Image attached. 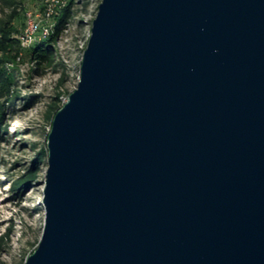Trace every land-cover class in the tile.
Returning <instances> with one entry per match:
<instances>
[{"label":"water","instance_id":"water-1","mask_svg":"<svg viewBox=\"0 0 264 264\" xmlns=\"http://www.w3.org/2000/svg\"><path fill=\"white\" fill-rule=\"evenodd\" d=\"M48 151L27 264H264V0H103Z\"/></svg>","mask_w":264,"mask_h":264},{"label":"rangeland","instance_id":"rangeland-1","mask_svg":"<svg viewBox=\"0 0 264 264\" xmlns=\"http://www.w3.org/2000/svg\"><path fill=\"white\" fill-rule=\"evenodd\" d=\"M17 1L19 16L13 23L22 51L17 58L14 101L8 107L0 141V264H27L41 242L53 108H62L79 86L84 52L103 0ZM12 11L0 0L1 18ZM66 12L68 19L56 43L58 51L50 62L35 59L34 46L56 35ZM32 26L36 27L34 39L27 43V31ZM43 155L47 157L39 162ZM34 163L37 181L24 182Z\"/></svg>","mask_w":264,"mask_h":264},{"label":"trees","instance_id":"trees-1","mask_svg":"<svg viewBox=\"0 0 264 264\" xmlns=\"http://www.w3.org/2000/svg\"><path fill=\"white\" fill-rule=\"evenodd\" d=\"M3 3L13 8L12 14L6 18L0 17V141L2 134L5 131V122L8 113V107L14 101L13 86L15 84V71L17 66V58L20 56L22 51L21 42L16 38L15 34L18 33L17 28L14 27V20L19 16L18 9L19 5L17 0H2ZM22 2V0H20ZM68 19V13L66 12L62 17L61 21L57 25L56 35H51L44 41L37 43L34 46L35 59L37 58L51 61V57L54 52H57L56 43L60 33V28L63 27L64 22ZM55 113L52 118V122L61 109V107L53 108ZM47 155H43L39 162L44 160ZM38 178V167L37 163H34V168L28 175L24 176V182H36ZM1 248V244H0Z\"/></svg>","mask_w":264,"mask_h":264},{"label":"built area","instance_id":"built-area-1","mask_svg":"<svg viewBox=\"0 0 264 264\" xmlns=\"http://www.w3.org/2000/svg\"><path fill=\"white\" fill-rule=\"evenodd\" d=\"M36 32V27L32 26L31 28L28 29L27 31V43H32L34 39V34Z\"/></svg>","mask_w":264,"mask_h":264}]
</instances>
